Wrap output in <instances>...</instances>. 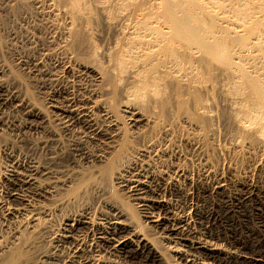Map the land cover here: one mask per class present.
Listing matches in <instances>:
<instances>
[{"label":"bare ground","instance_id":"obj_1","mask_svg":"<svg viewBox=\"0 0 264 264\" xmlns=\"http://www.w3.org/2000/svg\"><path fill=\"white\" fill-rule=\"evenodd\" d=\"M0 9L48 91L46 113L26 106L46 133L36 145L54 166L64 141L60 125L68 146L88 164L60 182L63 200L87 201L116 184L131 201L124 207L109 200L98 216L88 211L62 226L57 241L68 248L70 263L100 264L105 253H116L133 264H168V252L170 264H264V230L250 234L251 213L211 208L199 229L189 211L171 213L158 198L168 168L174 177L185 175L174 159L166 165L162 159L176 156V142L147 144L143 158L129 156L131 142L144 140L157 121L168 136L184 123L195 132L185 140L196 149L212 140L219 153L248 159L241 177L230 172L236 163L220 172L204 162L205 193L238 204L256 197L264 206V190L251 179L264 174V0H0ZM3 87L2 103L10 98ZM17 158L0 176L1 205L5 217L35 223L39 212L26 197L47 198L44 181L52 180V189L59 181L34 157ZM20 240L12 247L5 242L0 264L22 263Z\"/></svg>","mask_w":264,"mask_h":264},{"label":"rangeland","instance_id":"obj_2","mask_svg":"<svg viewBox=\"0 0 264 264\" xmlns=\"http://www.w3.org/2000/svg\"><path fill=\"white\" fill-rule=\"evenodd\" d=\"M15 30V26L9 23V21H7L2 16L0 9V85L4 86L3 90H6L7 94L10 95L9 100L4 101V103L0 101V176L5 175L8 170H10L11 166L13 165V160L11 159H15L18 157L17 159L22 160L28 158V156H32L41 165L48 166L49 169L51 168L54 171L56 179L59 182H57L58 184L56 183V187L52 189V180L44 181L43 185L46 187V189L49 190L50 193L47 195V198H43L42 196L31 198L26 197L27 199L31 200L30 203L37 209V212H39L36 215L38 216V220L35 223H31L32 221L26 219L22 221L19 219L17 220L16 218L15 221V218L5 217L3 207L1 205V199L4 195L3 192H5L6 190V186L3 181L0 180V248L6 243L9 244V247H12L14 244H16V240L18 242V240L21 239V247L24 250V255L22 254L23 257H21V264H76L69 262L67 258L68 248L66 249L65 247L59 245V242L57 241L62 232V226H64V224L68 220H70V218H76L88 211L92 215L98 216L100 213L105 211L106 205L112 201H116L115 203H117L118 201L119 205L125 204L122 205L124 207L127 203L130 204L131 201L128 202L123 197V195L120 194L122 193L120 191L121 188L116 184H114L115 186L112 185V188L110 187V190L108 191V193L111 191L110 193L112 194V196L110 193H107V195L100 192H98L97 194L96 192L95 194H93L91 199L87 200L89 203L87 201H82L85 202L82 203L80 202L81 200H63L65 191L62 189L60 190L58 186L60 182L63 181V178H74L73 174L75 173V169H85L86 165L88 164L84 165L85 160L82 159L81 156H79V152L73 150L70 146H68V142L65 138V136L68 137V135H65L62 130H60V125H56L58 127L56 129L55 126L54 129H56L57 133L62 136V140H64L62 142L63 144H60V148L57 149L62 158L59 154H57L58 162L54 164V166L53 163H51V161L47 158L48 156H50V154L49 152H47L46 148H41V146L36 145L38 143V140L45 138L46 133L42 127H38L36 125L37 120H34V117L28 114L26 106H34V108H39V110H41L43 113H46L48 111V91L46 87L42 85L41 81L37 77H34L31 67H28L31 66L29 61L30 52L28 51L27 46H25V43H23V41L20 40L19 37H17L18 35L15 33L17 30ZM163 124V120L157 121L152 125L150 131H148L149 133L146 134V138L144 140H133L129 148V156L143 158L144 156L141 155V153H143V148H145L147 144H166V140L168 138H170L171 141L176 142L177 145H174H176L177 147H171L173 153H175L176 156L170 157V154L168 153L165 154L162 159L164 160L165 158H167V160H164V165L169 164L174 159L173 162H177L184 169L185 175H183L184 177H174V169L168 168L166 170V173L168 175H164V178L161 180L159 179L160 184L162 183V188L159 191L158 198L164 201L165 204L167 203L166 205L168 206L171 213L173 212L174 214H184L189 211L185 215H189L190 219H193L192 223H194V226L199 229L201 227L199 226L200 223H204V221L207 222L204 214H207L208 212L213 211L217 213L220 210L217 214H223L228 213L227 211L232 208L235 210V213L247 211L252 214L250 218L248 217V227L250 229V234L252 236L259 235V232H261V230H264L262 221V219H264V206H261L260 201L256 197L243 203L244 205L238 204L237 201L233 199H230L231 201L223 200V202L220 199H214L211 196H208V194H206L205 191L201 188L204 185V181L201 178L202 176L199 172H201L204 162L207 161L208 163H211L213 167L220 172L230 171L228 169V164H230L231 162L236 163L234 165L235 170L230 172L241 177L244 175V171L247 167V157L244 156L242 158V156H239L235 158L233 157V154H227L224 152L219 153L216 145L214 144L215 141L212 140L205 141L203 145H206L201 147V151L198 148L197 150L195 146H192L185 140L192 137L191 135L193 133L195 134L192 129L188 128L184 123H182L179 126L180 130L177 127L175 128L176 131L174 130L172 136H168L163 132ZM177 139H180L181 141ZM94 151H96V155L99 153L97 149H94ZM169 158L170 160H168ZM39 160H41V162ZM50 164L51 166H49ZM158 165L159 163L153 168L156 173L160 169ZM156 167L158 169H156ZM251 179L254 184H256L257 188L259 187L258 189L260 191L264 190V174L256 172L253 174V177H251ZM192 189H194L195 193L198 195H194V197L191 198L187 193ZM26 193L28 192L26 191ZM164 199L168 201L166 202ZM186 199L190 200L187 201ZM62 200L64 201V203L62 202ZM213 200L216 201L214 202ZM226 202L229 203L227 204ZM46 206L47 210L45 208ZM42 209L46 210V213L42 212ZM39 210H41V213ZM196 214L199 215L197 216ZM196 216L200 219H197ZM202 216L204 217L201 218ZM19 218L21 219V217ZM144 230L148 232L147 228H144ZM81 237L82 235L79 236V238ZM88 241L90 243V240L88 239L86 240L85 245L89 244ZM1 253H3L2 248L0 249V254ZM166 253L167 256H169L167 257V259L169 258L168 264H170V262L172 263L171 255L168 252ZM97 258L98 257L93 256L91 260L94 261V259L97 260ZM98 262L100 264H133L131 260H127L125 257L118 254L116 255V253H105Z\"/></svg>","mask_w":264,"mask_h":264}]
</instances>
